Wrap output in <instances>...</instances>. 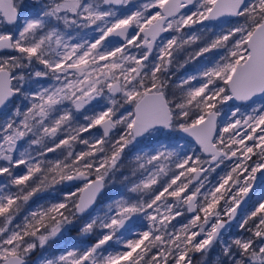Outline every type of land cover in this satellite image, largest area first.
Returning <instances> with one entry per match:
<instances>
[{"label":"snow or ice","instance_id":"1","mask_svg":"<svg viewBox=\"0 0 264 264\" xmlns=\"http://www.w3.org/2000/svg\"><path fill=\"white\" fill-rule=\"evenodd\" d=\"M0 178V264H264V0H0Z\"/></svg>","mask_w":264,"mask_h":264},{"label":"rangeland","instance_id":"2","mask_svg":"<svg viewBox=\"0 0 264 264\" xmlns=\"http://www.w3.org/2000/svg\"><path fill=\"white\" fill-rule=\"evenodd\" d=\"M185 68H182L179 70V72L183 71ZM259 103V101H258ZM136 153L135 151L131 153L132 156H134ZM59 196V193H56V192H51V193H44V194H41L38 198H34V200L36 201V203H32L30 202L29 206L28 207H36L38 206L40 203H46L48 202L49 200H52V199H55ZM27 210V208L25 209ZM237 228L236 227H233L231 230H230V235H235L237 233ZM56 248H59L60 250H63L65 248V240L64 241H61L57 246ZM55 250V249H53ZM40 259V253L38 252L36 254V256L33 257V261H34V264L35 262H38ZM218 257L216 254H209V257L207 258V260H205V262H209L210 264H216V261H217ZM204 262V264H205ZM195 264H201V261H200V257L198 256L197 259H196V262Z\"/></svg>","mask_w":264,"mask_h":264},{"label":"trees","instance_id":"3","mask_svg":"<svg viewBox=\"0 0 264 264\" xmlns=\"http://www.w3.org/2000/svg\"><path fill=\"white\" fill-rule=\"evenodd\" d=\"M193 68V65H188L183 71L179 72L178 74H183L184 72H189L191 69ZM132 155L130 153V157L131 158ZM2 179V178H0ZM119 185H115L113 187V190L115 191L116 188H118ZM92 239L91 238H88V237H79L77 236L75 233H72L71 235L67 236L66 239H65V247H70L72 246L73 243H75V245L77 247H87L89 246L91 243H92ZM205 264H210L209 262H205Z\"/></svg>","mask_w":264,"mask_h":264},{"label":"flooded vegetation","instance_id":"4","mask_svg":"<svg viewBox=\"0 0 264 264\" xmlns=\"http://www.w3.org/2000/svg\"><path fill=\"white\" fill-rule=\"evenodd\" d=\"M198 257V256H197Z\"/></svg>","mask_w":264,"mask_h":264},{"label":"water","instance_id":"5","mask_svg":"<svg viewBox=\"0 0 264 264\" xmlns=\"http://www.w3.org/2000/svg\"><path fill=\"white\" fill-rule=\"evenodd\" d=\"M259 101V100H258Z\"/></svg>","mask_w":264,"mask_h":264}]
</instances>
